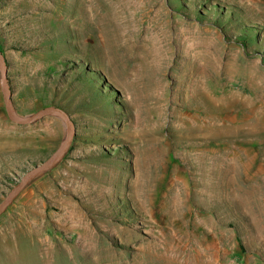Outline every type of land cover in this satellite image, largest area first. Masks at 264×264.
I'll return each mask as SVG.
<instances>
[{"label":"rangeland","instance_id":"obj_1","mask_svg":"<svg viewBox=\"0 0 264 264\" xmlns=\"http://www.w3.org/2000/svg\"><path fill=\"white\" fill-rule=\"evenodd\" d=\"M0 50L16 113L75 128L0 264H264V0H0ZM64 131L0 87V201Z\"/></svg>","mask_w":264,"mask_h":264},{"label":"water","instance_id":"obj_2","mask_svg":"<svg viewBox=\"0 0 264 264\" xmlns=\"http://www.w3.org/2000/svg\"><path fill=\"white\" fill-rule=\"evenodd\" d=\"M0 87L7 118L17 125H30L45 117L58 118L64 126V136L58 148L41 164L28 170L16 185L0 201V215L10 206L17 195L36 177L50 170L65 154L75 135V128L69 115L62 109L48 106L29 115H18L14 109L9 89L7 65L0 50Z\"/></svg>","mask_w":264,"mask_h":264},{"label":"bare ground","instance_id":"obj_3","mask_svg":"<svg viewBox=\"0 0 264 264\" xmlns=\"http://www.w3.org/2000/svg\"><path fill=\"white\" fill-rule=\"evenodd\" d=\"M123 52H131L130 51V49H129V47H125L124 48V50H123ZM146 52H147V54H149L150 56H151V62L149 63V62H147L146 63V66H145V68H144V72H146V73H148V72H155L156 71V68L158 69V65L155 63V60H156V58L158 57V55L159 54H161V53H159V50L156 48V47H154L153 48V45H152V47H150V48H148V50L146 49ZM199 53H200V51H199ZM144 61V60H143ZM156 65L158 66V67H156ZM72 213V212H71ZM72 219H73V217H72ZM75 219V218H74ZM74 221V220H73ZM75 221H76V219H75ZM77 222V221H76ZM80 226V225H79Z\"/></svg>","mask_w":264,"mask_h":264}]
</instances>
